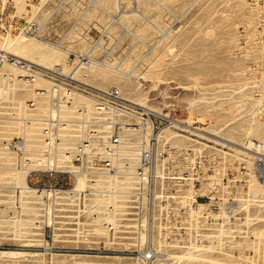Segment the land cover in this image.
<instances>
[{
    "label": "rangeland",
    "instance_id": "374dc122",
    "mask_svg": "<svg viewBox=\"0 0 264 264\" xmlns=\"http://www.w3.org/2000/svg\"><path fill=\"white\" fill-rule=\"evenodd\" d=\"M0 51L115 90L185 199L153 252L0 217V264H264V0H0Z\"/></svg>",
    "mask_w": 264,
    "mask_h": 264
},
{
    "label": "built area",
    "instance_id": "2783aa9c",
    "mask_svg": "<svg viewBox=\"0 0 264 264\" xmlns=\"http://www.w3.org/2000/svg\"><path fill=\"white\" fill-rule=\"evenodd\" d=\"M76 75L0 51V217L57 221L44 231L68 230L85 249L159 250L139 237L185 199L155 165L157 137L126 129L118 93Z\"/></svg>",
    "mask_w": 264,
    "mask_h": 264
},
{
    "label": "bare ground",
    "instance_id": "6f19581e",
    "mask_svg": "<svg viewBox=\"0 0 264 264\" xmlns=\"http://www.w3.org/2000/svg\"><path fill=\"white\" fill-rule=\"evenodd\" d=\"M13 48V47H12Z\"/></svg>",
    "mask_w": 264,
    "mask_h": 264
}]
</instances>
